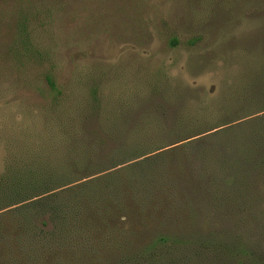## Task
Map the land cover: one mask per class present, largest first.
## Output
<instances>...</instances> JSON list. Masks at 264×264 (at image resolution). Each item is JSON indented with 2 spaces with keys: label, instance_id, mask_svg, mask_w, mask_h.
<instances>
[{
  "label": "rangeland",
  "instance_id": "rangeland-1",
  "mask_svg": "<svg viewBox=\"0 0 264 264\" xmlns=\"http://www.w3.org/2000/svg\"><path fill=\"white\" fill-rule=\"evenodd\" d=\"M27 8L33 55L14 50ZM263 103L264 0H0V174L19 162L60 163L77 178L84 168L103 178L127 166L131 186L154 162L142 166L143 158L155 155L176 180L174 208L145 199L150 223L137 225L132 256L264 264V172L242 151L244 125L218 132L262 115ZM98 124L102 133L87 135ZM84 180L57 190L66 195ZM29 207L26 223L54 228L48 211ZM17 212L0 219V230H12L0 233V264L46 263L56 245L35 241ZM100 237V247L83 250H96L91 264H115L114 247Z\"/></svg>",
  "mask_w": 264,
  "mask_h": 264
},
{
  "label": "trees",
  "instance_id": "trees-1",
  "mask_svg": "<svg viewBox=\"0 0 264 264\" xmlns=\"http://www.w3.org/2000/svg\"><path fill=\"white\" fill-rule=\"evenodd\" d=\"M22 11L23 15L20 23L22 25L19 28L18 35L21 46L20 49L14 50L17 53L33 55L37 47L34 46L33 36L30 32L31 11L28 8ZM175 42L176 39L174 38ZM48 80H50L51 88L54 91L61 92L60 87L57 86L51 76H48ZM260 106L259 111H263L262 115L253 117L250 121L246 120L236 126L225 127L218 132L231 131L244 125V130H246L237 134L240 143L241 140H245L242 151L245 152L244 154L247 155L249 160L258 159L260 163L255 170L264 172V103ZM96 109L100 112L98 103H96ZM100 127L102 128L100 124L94 125L89 129L90 133L86 132L87 135L101 134L103 128ZM187 145L190 144L185 143L182 146L187 147ZM162 152L165 153V151ZM163 156L165 154L161 155V157ZM155 157L154 155L143 158L141 161L142 166L147 165L144 164L146 161L149 163L154 162L150 167L148 165L145 167L149 169L146 173L138 175L135 174L139 172L132 173L135 176L131 186L129 182L130 174L127 171L129 167L127 166L120 174H107L103 178H98V176L89 178L91 175L88 174L90 170L84 168V171H86L84 175L77 178V174L70 171L72 168L62 166L60 163L56 166L40 161L25 165H19V162L13 164L5 173L0 174V219L9 218L13 211H18L16 215L21 216V219L25 222L23 225H19L23 226L24 230L34 234L33 239L35 241L41 245H44V243L56 245L55 249L53 248L50 252V256L44 257L46 263L41 257L39 260L34 261L22 257L21 264H37V262L39 264H91L92 259L95 261L96 250H83V248L86 245L93 248L100 247L102 245V243H99L102 242L101 234L108 237L105 244L114 247L112 255L119 257L115 264H188L186 255H181L180 259L177 260L178 257H168L170 256L168 251L165 253H152L145 259L139 257V254L134 256L129 254V242L134 245L139 243L140 231L138 226L145 227L150 223L149 217H143V210L146 205L145 199H148L151 195H154L155 198L159 197V211L164 208L168 211L170 206L171 210L174 208L176 198L173 191H175L176 180L168 173L166 175L167 171H164L163 166L156 165ZM76 160L81 159L77 158ZM88 168L90 167L88 166ZM158 170H160L159 176L148 178L147 173L153 174L155 171L159 172ZM162 173L165 175L164 178L168 180L166 181L169 183V191L172 189V192L167 190L163 193V197H160L159 191L162 186H165L166 182L161 183ZM84 177L86 180L72 185L66 191V195L61 196L59 194L57 190L59 187L63 188L65 185H70ZM244 181L245 178H242L239 183H244ZM159 185L161 186L158 187ZM12 206L18 208L14 209ZM27 206H30L29 208L42 207L48 211L54 223V228L47 232L40 227H35L34 224L26 223L27 214L25 211L29 210L25 208ZM116 213H119L120 216L114 218ZM127 214L132 215L131 218L134 217L136 220L135 222L133 219L134 225L129 228L133 240L128 235L125 221ZM1 230L0 233L6 234H11L12 231L6 229L5 226ZM74 236L85 237L86 241L82 243L83 238L77 240L78 237L72 238ZM70 242L78 245L74 246ZM81 245H83L82 248ZM57 248L64 249L65 256L59 255L60 250H56ZM97 264L104 263L98 262Z\"/></svg>",
  "mask_w": 264,
  "mask_h": 264
}]
</instances>
